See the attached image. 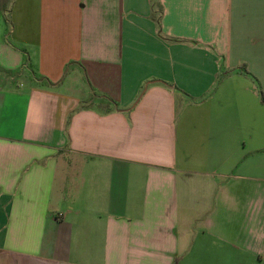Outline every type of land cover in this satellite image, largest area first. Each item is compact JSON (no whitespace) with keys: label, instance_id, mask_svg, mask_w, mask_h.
Instances as JSON below:
<instances>
[{"label":"crops","instance_id":"0c3cea01","mask_svg":"<svg viewBox=\"0 0 264 264\" xmlns=\"http://www.w3.org/2000/svg\"><path fill=\"white\" fill-rule=\"evenodd\" d=\"M11 21L0 264H264V0H15Z\"/></svg>","mask_w":264,"mask_h":264},{"label":"trees","instance_id":"16d2710c","mask_svg":"<svg viewBox=\"0 0 264 264\" xmlns=\"http://www.w3.org/2000/svg\"><path fill=\"white\" fill-rule=\"evenodd\" d=\"M15 3V0H0V10H1V14L5 20V23L7 24L8 29H12L13 28V24L11 21V13H12V8L13 5ZM245 71H239L240 73H244L245 75L249 76L250 73L248 71H246V69H244ZM233 72H225L222 73L221 76L219 77L217 84L215 85V87L212 90V93L217 89L218 85L229 75H231ZM258 89V93L260 96V101L261 103L264 105V93L261 90V88L259 86H257Z\"/></svg>","mask_w":264,"mask_h":264}]
</instances>
